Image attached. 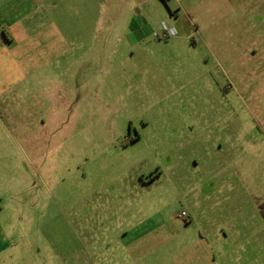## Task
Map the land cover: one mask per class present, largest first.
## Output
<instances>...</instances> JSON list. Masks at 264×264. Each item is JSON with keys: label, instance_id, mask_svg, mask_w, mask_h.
I'll list each match as a JSON object with an SVG mask.
<instances>
[{"label": "rangeland", "instance_id": "obj_1", "mask_svg": "<svg viewBox=\"0 0 264 264\" xmlns=\"http://www.w3.org/2000/svg\"><path fill=\"white\" fill-rule=\"evenodd\" d=\"M73 4L63 82L0 56L1 263L264 264V0L157 2L135 39L126 0Z\"/></svg>", "mask_w": 264, "mask_h": 264}, {"label": "crops", "instance_id": "obj_2", "mask_svg": "<svg viewBox=\"0 0 264 264\" xmlns=\"http://www.w3.org/2000/svg\"><path fill=\"white\" fill-rule=\"evenodd\" d=\"M59 1L0 0V56L8 59L6 62L8 70L5 71L20 72L24 74L19 76L21 78L32 76L36 71L55 67L57 70L55 79L61 78L63 82L67 69L75 67V61L71 58L74 56L80 35L71 26H65L75 24V14L71 13L77 10L73 4L75 0H71L66 7L64 4L62 11L57 13L55 9L59 7ZM89 1L95 4L99 0ZM126 1L128 8L133 10L130 13L129 27L132 29L130 37L135 39L149 26L147 21L141 18L142 8L162 1L170 4L175 0ZM64 8L67 12L70 11L68 15H65ZM66 61L68 65L65 64ZM69 78L72 80L75 77ZM16 81V74L15 80L8 79L9 84ZM170 240H176L175 233L170 235ZM162 244L163 241L159 242L160 246ZM77 259L76 255L75 260L74 253L73 264H80Z\"/></svg>", "mask_w": 264, "mask_h": 264}, {"label": "built area", "instance_id": "obj_3", "mask_svg": "<svg viewBox=\"0 0 264 264\" xmlns=\"http://www.w3.org/2000/svg\"><path fill=\"white\" fill-rule=\"evenodd\" d=\"M166 33H167L166 35H174L175 34V30L171 29V30H168ZM186 216H187V214L185 212H183L179 217L185 218Z\"/></svg>", "mask_w": 264, "mask_h": 264}, {"label": "trees", "instance_id": "obj_4", "mask_svg": "<svg viewBox=\"0 0 264 264\" xmlns=\"http://www.w3.org/2000/svg\"><path fill=\"white\" fill-rule=\"evenodd\" d=\"M262 215H264V214L262 213Z\"/></svg>", "mask_w": 264, "mask_h": 264}]
</instances>
